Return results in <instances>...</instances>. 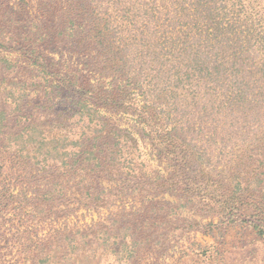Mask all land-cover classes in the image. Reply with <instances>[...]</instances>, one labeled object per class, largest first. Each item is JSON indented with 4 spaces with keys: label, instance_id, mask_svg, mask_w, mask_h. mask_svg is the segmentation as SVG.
Returning a JSON list of instances; mask_svg holds the SVG:
<instances>
[{
    "label": "trees",
    "instance_id": "1",
    "mask_svg": "<svg viewBox=\"0 0 264 264\" xmlns=\"http://www.w3.org/2000/svg\"><path fill=\"white\" fill-rule=\"evenodd\" d=\"M38 12L24 61L13 77L0 75L13 113L0 108V156L12 171L0 175V196L17 200L12 237L31 262L103 264L122 253L132 264L152 247V234L156 243L172 228L222 237L244 223L264 238V0H45ZM49 33L88 39L95 71L54 67L36 49ZM105 111L139 123L141 137L176 169L164 176L151 168L137 131ZM245 162L251 169L243 173ZM45 177L50 186L29 202L7 185ZM70 201L79 202L71 211L121 207L58 230ZM45 222L52 232L40 236Z\"/></svg>",
    "mask_w": 264,
    "mask_h": 264
},
{
    "label": "rangeland",
    "instance_id": "2",
    "mask_svg": "<svg viewBox=\"0 0 264 264\" xmlns=\"http://www.w3.org/2000/svg\"><path fill=\"white\" fill-rule=\"evenodd\" d=\"M41 1L45 0H0V75L3 76L5 72L9 77H13L18 66L24 61L28 47L26 48L23 45L26 43L25 39L32 36V34L37 31L38 26L33 23V20L37 19L39 16L38 7ZM49 34L51 37H49L44 45H41V43L36 45V49L52 58L55 62L54 67H65L68 70L78 68L87 75L91 73L89 72L90 70L95 71V57H88L89 54L95 53V50L91 49V46L88 45V39L85 42L82 40L80 41V36L77 35L74 40L55 41L53 39V33ZM7 63H9L10 66H8ZM6 83L7 82H4L1 85ZM0 108L6 109L8 112L12 113V104L5 99L3 93H0ZM105 113L111 121L116 123L119 127L137 131L136 136L139 138L140 151H142L149 160L151 168H157L164 176L176 169L174 162L170 163L168 160L165 161L161 158L151 147L149 141L141 137L140 132L142 127L139 123H134V121L130 120L125 115L115 113L114 111H105ZM9 115L8 129L16 130L18 126L15 125L12 115ZM236 150L239 154H242L241 149L237 148ZM4 158V156H0V175L2 174L3 176H5L6 173H12L10 170V159L5 160ZM230 166L231 167L228 165L230 169H228L229 173L233 168V165ZM241 169L244 173V171H249L251 167L245 162ZM186 170L192 172L193 165L187 163ZM48 171L47 173L49 174L57 172L55 169L49 168ZM14 178H16V176H14ZM50 180L51 179H48V177H45V179L35 182L33 178H30L26 182V180L12 178L11 181L16 183L8 182L7 185L10 186L13 195H17L18 193L20 194L18 198L20 197L24 201L26 199L27 202H29V199L31 200L35 194H33L35 189L45 191L49 185L48 181ZM104 185L106 186L107 184L104 183ZM26 189L29 191L26 192ZM262 189L260 193L264 198V187H262ZM156 200L159 201L162 199L157 197ZM164 200H168L172 203L175 201V198L169 193H166ZM16 202L17 200L9 202L7 198L0 196V264H38L36 261L31 262V253L28 252L24 254L23 248L14 243L12 233L18 229L20 223L16 216H14L16 211L20 212L19 209L15 208L16 210H14V207H18ZM78 203V201H70L67 204L68 211H66V215L55 222V227L58 230L63 228L65 224L72 228H74L75 225L84 227L85 224H91L93 220L97 221L99 216H105L109 210L113 209L115 206L121 207V203L117 201L115 206L113 205V207L107 209H86L81 205L79 208L71 211L73 207L78 206ZM127 206V210H130V204ZM63 207L62 209L66 208L65 206ZM29 208V206L28 208L27 206L24 207L26 210H29ZM181 210L182 209L176 210L172 218H177ZM181 216L188 219L196 218L198 221L200 220L199 222L201 225L209 221V218L199 219L191 212H183ZM10 217L13 219L8 221ZM173 221L175 222V220L172 219V225H175L177 222L174 223ZM21 229L23 230V226ZM49 232H52L51 225L45 222L40 236L46 235ZM215 232L217 233V231ZM154 236V234L151 235L152 243L150 244L152 247H145L141 250L143 254H140L134 259L132 264H264V238L257 236L255 232L244 223L229 226L224 231L222 237H219L217 234L213 236L204 234L203 230H183L182 228H172L164 231V234L157 238L158 241L156 243ZM52 237H54V235ZM112 255L113 256L103 264H128L124 256H122V253L116 256L112 253ZM73 264L94 263L83 260L74 262Z\"/></svg>",
    "mask_w": 264,
    "mask_h": 264
}]
</instances>
